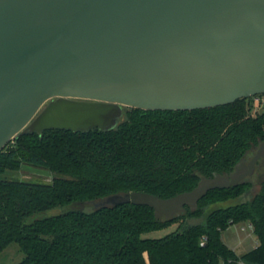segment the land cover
I'll use <instances>...</instances> for the list:
<instances>
[{"label":"water","instance_id":"95a60500","mask_svg":"<svg viewBox=\"0 0 264 264\" xmlns=\"http://www.w3.org/2000/svg\"><path fill=\"white\" fill-rule=\"evenodd\" d=\"M264 93V0H0V150L48 128L109 130L127 107L194 109ZM264 138L231 172L163 198L108 194L171 217L253 174Z\"/></svg>","mask_w":264,"mask_h":264},{"label":"trees","instance_id":"16d2710c","mask_svg":"<svg viewBox=\"0 0 264 264\" xmlns=\"http://www.w3.org/2000/svg\"><path fill=\"white\" fill-rule=\"evenodd\" d=\"M247 97L194 109L127 107L112 129L48 128L20 133L0 150V250L15 241L17 264H264V179L208 190L191 208L155 216L145 204L71 207L26 218L55 206L108 194L144 191L169 197L192 189L201 176L227 174L264 138V109L249 114ZM23 164L52 172L48 182L1 177ZM235 200L226 205L215 203ZM247 222L255 247L238 255L222 239L229 225ZM177 223L160 237L144 233Z\"/></svg>","mask_w":264,"mask_h":264},{"label":"rangeland","instance_id":"374dc122","mask_svg":"<svg viewBox=\"0 0 264 264\" xmlns=\"http://www.w3.org/2000/svg\"><path fill=\"white\" fill-rule=\"evenodd\" d=\"M263 109H264V104L260 105L256 109V112L254 114H251V111L249 110V114L254 116L256 113L262 111ZM258 144L255 147H257ZM255 147L251 148L249 152L243 157V159L245 158V161L254 153ZM52 176H53L52 172L45 168L35 167V166L33 167L27 164H23L20 168H16V169L7 168L1 174V177L6 178V179L27 180V181H34V182H48L52 178ZM245 179L250 180L252 183V186L248 189L246 193L243 194V197H241V199H248L252 194L256 192V190L259 187L260 181L264 179V167L263 168L257 167L254 173L246 177ZM234 201L235 200H229L226 202L215 203V204L210 205L208 209L214 208L217 205H226L229 203H233ZM72 206L78 207V208H85V207L94 208V204L91 201L85 202V203H77L74 205L66 204L63 206H55V207H51L46 210L32 214L31 216L26 218V221L29 222L35 218L54 215L61 211L70 209ZM176 225L177 223H174L164 228L152 230V231L144 233L143 236L160 237L174 230ZM241 226H244L245 229H241L240 228ZM247 234L248 236H246ZM221 237L223 241H225L227 244H229L232 247H236L235 249L237 253H241V252L248 250L251 247L250 245H252L254 240L257 239L254 233L251 231V229L248 228L247 222L235 223V225H233L231 228L223 230L221 233ZM245 237L247 238L245 239ZM239 238H243L245 240L242 244L237 245ZM24 256L25 254L20 249L18 243L15 241H11L2 250H0V264H17L24 258Z\"/></svg>","mask_w":264,"mask_h":264},{"label":"built area","instance_id":"2783aa9c","mask_svg":"<svg viewBox=\"0 0 264 264\" xmlns=\"http://www.w3.org/2000/svg\"><path fill=\"white\" fill-rule=\"evenodd\" d=\"M247 103L249 106V109L251 111V114H254L256 112V109L264 104V93L263 94H256V95H251L247 97ZM248 226L252 229L251 223H248ZM241 229H244L242 226Z\"/></svg>","mask_w":264,"mask_h":264},{"label":"crops","instance_id":"0c3cea01","mask_svg":"<svg viewBox=\"0 0 264 264\" xmlns=\"http://www.w3.org/2000/svg\"><path fill=\"white\" fill-rule=\"evenodd\" d=\"M233 225H235V224H231V225H229L226 229H229V228H231ZM247 226H248V223H247ZM242 227V226H241ZM240 227V228H241ZM244 227V226H243ZM248 228H250L249 226H248ZM244 229H245V227H244ZM251 229V228H250ZM251 231H252V229H251ZM255 235V234H254ZM246 236H248V234L246 235ZM247 237H245V239H246ZM245 239H243V238H239L238 239V243H237V245H239V244H242L243 242H244V240ZM225 242V241H224ZM226 243V242H225ZM227 244V243H226ZM256 244H257V239L256 240H254V242L252 243V245H250L251 247L249 248V249H251V248H253V247H255L256 246ZM228 246H230L229 244H227ZM231 248H233L234 249V251L236 252V247H232V246H230ZM248 249V250H249ZM248 250H246V251H248ZM246 251H244V252H246ZM244 252H241V253H237L238 255H240V254H242V253H244ZM238 264H241V263H238Z\"/></svg>","mask_w":264,"mask_h":264},{"label":"flooded vegetation","instance_id":"af4514ba","mask_svg":"<svg viewBox=\"0 0 264 264\" xmlns=\"http://www.w3.org/2000/svg\"><path fill=\"white\" fill-rule=\"evenodd\" d=\"M260 143H261V141H260ZM260 143L258 144V146L260 145ZM257 146V147H258ZM255 147V146H254ZM257 147H255V150H254V153H255V151H256V149H257ZM253 148V147H252ZM253 153V154H254ZM252 154V155H253ZM251 155V156H252ZM251 156L248 158V159H246V161H248L250 158H251ZM244 160H245V158H244ZM263 168L264 167V152H262V154L257 158V160H256V162H255V170H256V168ZM254 170V171H255ZM254 173V172H253ZM248 177V176H247Z\"/></svg>","mask_w":264,"mask_h":264}]
</instances>
